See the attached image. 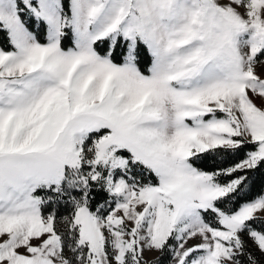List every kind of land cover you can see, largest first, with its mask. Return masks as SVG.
I'll return each instance as SVG.
<instances>
[{"label": "snow or ice", "instance_id": "snow-or-ice-1", "mask_svg": "<svg viewBox=\"0 0 264 264\" xmlns=\"http://www.w3.org/2000/svg\"><path fill=\"white\" fill-rule=\"evenodd\" d=\"M0 264H264V0H0Z\"/></svg>", "mask_w": 264, "mask_h": 264}, {"label": "rangeland", "instance_id": "rangeland-1", "mask_svg": "<svg viewBox=\"0 0 264 264\" xmlns=\"http://www.w3.org/2000/svg\"><path fill=\"white\" fill-rule=\"evenodd\" d=\"M261 69H258V71H260ZM156 253H151V254H148L150 257L151 256H155Z\"/></svg>", "mask_w": 264, "mask_h": 264}, {"label": "trees", "instance_id": "trees-1", "mask_svg": "<svg viewBox=\"0 0 264 264\" xmlns=\"http://www.w3.org/2000/svg\"><path fill=\"white\" fill-rule=\"evenodd\" d=\"M156 255V254H155Z\"/></svg>", "mask_w": 264, "mask_h": 264}]
</instances>
